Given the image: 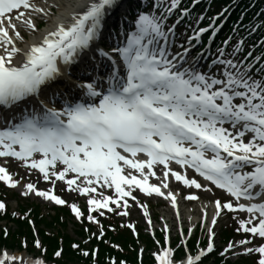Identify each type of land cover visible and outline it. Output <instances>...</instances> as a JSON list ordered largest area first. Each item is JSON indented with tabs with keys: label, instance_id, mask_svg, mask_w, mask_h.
Returning a JSON list of instances; mask_svg holds the SVG:
<instances>
[{
	"label": "snow or ice",
	"instance_id": "6c2138e0",
	"mask_svg": "<svg viewBox=\"0 0 264 264\" xmlns=\"http://www.w3.org/2000/svg\"><path fill=\"white\" fill-rule=\"evenodd\" d=\"M213 5L0 0V183L91 222L85 244L104 236L99 217L109 214L129 217L138 237L134 208L155 236L147 201L156 197L175 209L178 242L161 216L154 264H264V0ZM173 184L189 189L186 200L211 197L187 231ZM29 213L32 250L27 236L17 250L0 246V264H97L98 247L81 243L67 259L62 244L48 256ZM222 220L233 235L218 244Z\"/></svg>",
	"mask_w": 264,
	"mask_h": 264
},
{
	"label": "trees",
	"instance_id": "16d2710c",
	"mask_svg": "<svg viewBox=\"0 0 264 264\" xmlns=\"http://www.w3.org/2000/svg\"><path fill=\"white\" fill-rule=\"evenodd\" d=\"M245 3H247V0H244ZM215 6V4L213 5ZM259 7V5H258ZM9 217V216H8ZM15 221H17V224L19 225L20 227V232L21 234H23L25 231H23V228L26 226V227H29L28 223L26 220H21V219H16ZM55 221H58V223L60 222V219H57L55 218ZM54 223V222H52ZM1 229V228H0ZM27 234H29L30 236L32 235L31 234V231L29 230V232H27ZM113 233H110L109 236H111L112 239H115L114 237L116 238H119L118 240H121L125 243V245H127L129 243V241H132V238H130V236L127 234V233H121L119 236H115L112 237ZM42 235L45 239V241H47L50 245V250H54L56 249L60 243H62V241H60V239L58 238H53L49 235H45V232L42 231ZM13 241V243H11L10 241ZM15 243H18L19 240H17V237H16V234L15 233H10V236L7 238V239H4L2 234H0V246H2L3 244H6V243H10L12 246H14ZM64 243V249H65V257H69L70 255L74 256L73 253L70 252V249H69V246H70V241L68 238L65 237V241L63 242ZM101 253L99 255V261L101 264H108L106 261H104V255L107 253V252H110V253H113L114 250L112 248H110L109 245H106L105 243H101ZM120 256H123L122 254H120ZM128 259L130 260H133V261H136L134 258H135V255L132 253L131 255H125ZM91 258V257H90ZM91 259H88V261H90ZM87 262V261H86ZM145 264H153L152 260L150 258H147Z\"/></svg>",
	"mask_w": 264,
	"mask_h": 264
},
{
	"label": "rangeland",
	"instance_id": "374dc122",
	"mask_svg": "<svg viewBox=\"0 0 264 264\" xmlns=\"http://www.w3.org/2000/svg\"><path fill=\"white\" fill-rule=\"evenodd\" d=\"M68 1V0H67ZM23 202H26V203H31L32 202V200L31 199H25V198H23V200H22ZM17 202H15V201H12L11 202V207L12 208H17ZM195 205H193V206H189V208H186V212H192L193 214H192V218H194V214H195V211H194V209H195ZM41 209H42V211H43V213L44 214H47V213H49L50 212V214H53L54 213V210H51L50 208H48V206H42L41 205ZM164 210H165V207H163V208H161V209H159L158 211H159V213L160 214H162L163 212H164ZM125 219V218H124ZM159 223H160V221H159ZM221 223H223L224 224V221H222ZM222 224V225H223ZM10 226V225H9ZM13 226V225H12ZM73 228H74V226H73V224H70V227H69V230L71 231V232H73Z\"/></svg>",
	"mask_w": 264,
	"mask_h": 264
},
{
	"label": "bare ground",
	"instance_id": "6f19581e",
	"mask_svg": "<svg viewBox=\"0 0 264 264\" xmlns=\"http://www.w3.org/2000/svg\"><path fill=\"white\" fill-rule=\"evenodd\" d=\"M77 2H79V1H77ZM77 2H74V3H71L72 5H74V4H76ZM67 14V12L65 11V13H64V15H66ZM54 21V20H53ZM53 21H52V23H53ZM50 25V24H49ZM48 25V26H49ZM52 25V24H51ZM47 28H49V27H47ZM49 29H51V28H49ZM39 35L40 34H38V36H35V37H31L30 39H27V40H29V41H31V40H34V39H38L39 38Z\"/></svg>",
	"mask_w": 264,
	"mask_h": 264
}]
</instances>
